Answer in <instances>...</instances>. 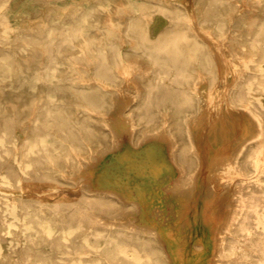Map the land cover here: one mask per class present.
<instances>
[{
    "label": "bare ground",
    "instance_id": "1",
    "mask_svg": "<svg viewBox=\"0 0 264 264\" xmlns=\"http://www.w3.org/2000/svg\"><path fill=\"white\" fill-rule=\"evenodd\" d=\"M0 264H264V0H0Z\"/></svg>",
    "mask_w": 264,
    "mask_h": 264
}]
</instances>
